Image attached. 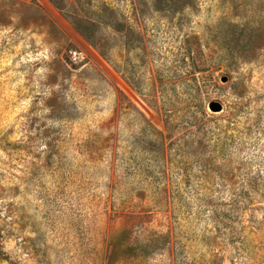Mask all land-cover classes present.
I'll use <instances>...</instances> for the list:
<instances>
[{"label":"rangeland","instance_id":"1","mask_svg":"<svg viewBox=\"0 0 264 264\" xmlns=\"http://www.w3.org/2000/svg\"><path fill=\"white\" fill-rule=\"evenodd\" d=\"M54 1L95 45L0 0V264H264V0Z\"/></svg>","mask_w":264,"mask_h":264},{"label":"trees","instance_id":"2","mask_svg":"<svg viewBox=\"0 0 264 264\" xmlns=\"http://www.w3.org/2000/svg\"><path fill=\"white\" fill-rule=\"evenodd\" d=\"M48 1L65 16V18L71 23V25L75 28V30L85 40H87L91 45H95V42L93 40V36L88 31V26L86 23L80 22L79 19H77L76 17H72V16H68V15L64 14V10H62V6L58 5L54 0H48ZM98 9H99V12L104 11V10H108V12L110 14V15L108 14V16H107L108 23L111 25L112 28H115L114 30H117L118 33L124 34V30H122V28L120 26L118 28V24H116L118 16L111 9H109L107 6L103 5V3H101L99 5Z\"/></svg>","mask_w":264,"mask_h":264},{"label":"water","instance_id":"3","mask_svg":"<svg viewBox=\"0 0 264 264\" xmlns=\"http://www.w3.org/2000/svg\"><path fill=\"white\" fill-rule=\"evenodd\" d=\"M220 81H225V77L224 76L220 77ZM208 108L213 112H217L221 109V106L218 102L212 101L208 104Z\"/></svg>","mask_w":264,"mask_h":264},{"label":"built area","instance_id":"4","mask_svg":"<svg viewBox=\"0 0 264 264\" xmlns=\"http://www.w3.org/2000/svg\"><path fill=\"white\" fill-rule=\"evenodd\" d=\"M70 58L73 61H79V60H82L83 54L80 51L73 50V51L70 52Z\"/></svg>","mask_w":264,"mask_h":264}]
</instances>
